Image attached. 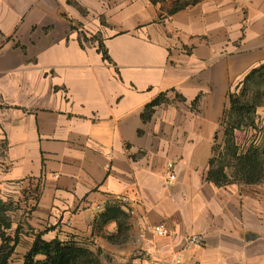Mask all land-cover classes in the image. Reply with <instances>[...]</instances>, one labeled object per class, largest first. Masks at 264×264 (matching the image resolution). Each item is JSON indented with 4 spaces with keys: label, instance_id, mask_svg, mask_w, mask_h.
<instances>
[{
    "label": "crops",
    "instance_id": "1",
    "mask_svg": "<svg viewBox=\"0 0 264 264\" xmlns=\"http://www.w3.org/2000/svg\"><path fill=\"white\" fill-rule=\"evenodd\" d=\"M72 1L106 25L0 0V197L35 183V235L96 239L104 264H264V181L209 178L229 95L264 65V0ZM110 207L124 215L103 222Z\"/></svg>",
    "mask_w": 264,
    "mask_h": 264
},
{
    "label": "trees",
    "instance_id": "2",
    "mask_svg": "<svg viewBox=\"0 0 264 264\" xmlns=\"http://www.w3.org/2000/svg\"><path fill=\"white\" fill-rule=\"evenodd\" d=\"M153 4H166V0H149ZM192 2H173L169 12H175ZM104 56L106 53L103 52ZM264 88V65L253 69L243 80L241 88L229 95L230 106L225 112L222 123V142L214 147V157L210 161L209 178L217 185L229 182L253 184L263 182L264 176V122L257 125V108L261 105L257 100L260 91ZM253 92V94H251ZM264 94V93H263ZM256 98V100H255ZM258 98V99H257ZM157 100L151 104H156ZM245 129L258 130L259 138L252 135L249 143L241 144L238 140V131ZM258 138V139H256ZM259 141V142H258ZM232 159L225 163L222 158ZM221 160V161H220ZM229 168L231 173H229ZM124 213L116 207L108 208L101 216L103 222L119 219ZM6 229L10 224L6 223ZM0 245V264H9V259L17 244L16 240L5 239ZM87 247L77 241H60L53 239L46 241L42 234H36L29 250L24 255L22 264H82L87 258L93 257Z\"/></svg>",
    "mask_w": 264,
    "mask_h": 264
},
{
    "label": "rangeland",
    "instance_id": "3",
    "mask_svg": "<svg viewBox=\"0 0 264 264\" xmlns=\"http://www.w3.org/2000/svg\"><path fill=\"white\" fill-rule=\"evenodd\" d=\"M194 0H177L175 2L183 3V2H192ZM69 4H73L76 9L79 10L81 13L80 21L73 20L74 26L76 28L84 27L85 24H89V26L97 25V21H100L101 24H105V19L103 17H98L96 14L92 12H85L77 4L72 0H67ZM173 0H166L165 7H172ZM92 41H99L101 40V35H92ZM101 37V38H100ZM242 85V84H241ZM241 85L238 89L241 88ZM262 88V87H261ZM264 88L260 91L259 99L257 100L261 105L257 108L256 116H257V125L261 127L262 122L264 121ZM253 94V92L251 93ZM256 100V98H255ZM253 130V132H252ZM246 132H252L254 135V129H245ZM256 132L258 130H255ZM258 133V132H257ZM239 134V133H237ZM251 134V133H250ZM249 133H242L238 135V140L240 143L243 142V139L252 138V135ZM224 160L225 163H231L232 159L229 157L224 156L222 161ZM221 161V160H220ZM229 173H231V169L229 168ZM264 181V176H263ZM33 185V186H32ZM36 187L35 183H30L27 185V189L25 193H20V198H13V197H0V235L7 240H11V245H13V240H16L17 244L14 248V251L9 259V264H21L24 259V255L29 250L30 238H33L35 235L34 229L30 227L27 222V219L30 215V212L33 208V205L36 201V192H30L33 188ZM6 223L10 224V228L6 229ZM100 234L98 233L97 236ZM34 240V239H33ZM96 239L91 240L90 238H83L82 245L83 246H90L89 248L92 249L94 252V256L87 258L82 264H104V260L107 256L103 253L102 248L95 242ZM4 241L0 236V245ZM33 243V242H32ZM22 261V262H21Z\"/></svg>",
    "mask_w": 264,
    "mask_h": 264
},
{
    "label": "built area",
    "instance_id": "4",
    "mask_svg": "<svg viewBox=\"0 0 264 264\" xmlns=\"http://www.w3.org/2000/svg\"><path fill=\"white\" fill-rule=\"evenodd\" d=\"M108 158H111V153L108 154ZM108 167L110 166L108 165ZM173 169H174V164L169 163L168 164V176H169L168 184H172L173 181L176 179V173ZM120 202L122 205H126L128 204L129 200L128 198L123 197V198H120ZM129 211L131 212V210ZM147 230L159 236H166L169 234L168 228L164 226L163 224L148 227ZM202 245H203V237L200 235H189L184 240V249H189L192 247H200ZM194 264H199V263L196 262Z\"/></svg>",
    "mask_w": 264,
    "mask_h": 264
}]
</instances>
